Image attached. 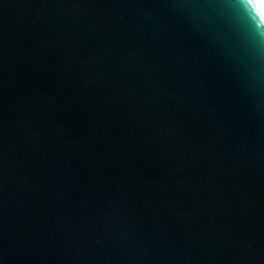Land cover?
Masks as SVG:
<instances>
[{"label": "water", "instance_id": "95a60500", "mask_svg": "<svg viewBox=\"0 0 264 264\" xmlns=\"http://www.w3.org/2000/svg\"><path fill=\"white\" fill-rule=\"evenodd\" d=\"M0 264H264L260 0H0Z\"/></svg>", "mask_w": 264, "mask_h": 264}, {"label": "snow or ice", "instance_id": "6c2138e0", "mask_svg": "<svg viewBox=\"0 0 264 264\" xmlns=\"http://www.w3.org/2000/svg\"><path fill=\"white\" fill-rule=\"evenodd\" d=\"M241 2H242V0H241ZM245 9H246L248 15H249L250 17H252L253 19H255V17H253V8H248V7L245 5Z\"/></svg>", "mask_w": 264, "mask_h": 264}, {"label": "bare ground", "instance_id": "6f19581e", "mask_svg": "<svg viewBox=\"0 0 264 264\" xmlns=\"http://www.w3.org/2000/svg\"><path fill=\"white\" fill-rule=\"evenodd\" d=\"M261 1V3L263 4V6H264V0H260Z\"/></svg>", "mask_w": 264, "mask_h": 264}]
</instances>
